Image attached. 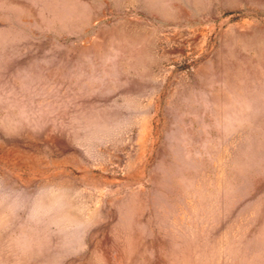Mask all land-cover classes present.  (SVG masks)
<instances>
[{
    "label": "rangeland",
    "instance_id": "rangeland-1",
    "mask_svg": "<svg viewBox=\"0 0 264 264\" xmlns=\"http://www.w3.org/2000/svg\"><path fill=\"white\" fill-rule=\"evenodd\" d=\"M0 264H264V0H0Z\"/></svg>",
    "mask_w": 264,
    "mask_h": 264
}]
</instances>
